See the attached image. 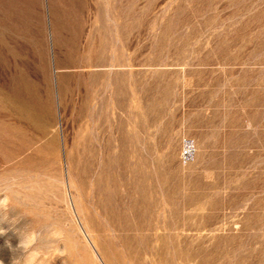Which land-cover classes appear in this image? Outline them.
Here are the masks:
<instances>
[{
    "label": "rangeland",
    "instance_id": "rangeland-1",
    "mask_svg": "<svg viewBox=\"0 0 264 264\" xmlns=\"http://www.w3.org/2000/svg\"><path fill=\"white\" fill-rule=\"evenodd\" d=\"M0 264H264V0H0Z\"/></svg>",
    "mask_w": 264,
    "mask_h": 264
},
{
    "label": "bare ground",
    "instance_id": "bare-ground-1",
    "mask_svg": "<svg viewBox=\"0 0 264 264\" xmlns=\"http://www.w3.org/2000/svg\"><path fill=\"white\" fill-rule=\"evenodd\" d=\"M19 107H21V106H19ZM23 108H25V106L23 107ZM101 159H102V157H101ZM103 161H104V158H103ZM102 162V161H101ZM106 162V161H105ZM105 164V163H104ZM103 166H105V165H103ZM102 166V167H103ZM104 168V167H103ZM104 170V169H103ZM103 173V172H102ZM139 213V212H138ZM138 217H139V215H138ZM140 218H142L141 216H140Z\"/></svg>",
    "mask_w": 264,
    "mask_h": 264
}]
</instances>
